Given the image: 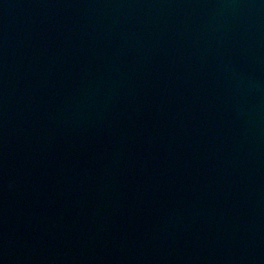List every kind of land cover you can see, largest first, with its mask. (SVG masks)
<instances>
[{"label":"water","instance_id":"obj_1","mask_svg":"<svg viewBox=\"0 0 264 264\" xmlns=\"http://www.w3.org/2000/svg\"><path fill=\"white\" fill-rule=\"evenodd\" d=\"M0 264H264V0H0Z\"/></svg>","mask_w":264,"mask_h":264}]
</instances>
